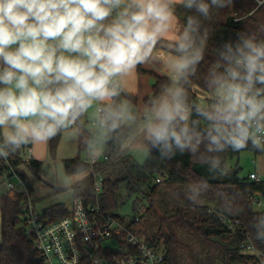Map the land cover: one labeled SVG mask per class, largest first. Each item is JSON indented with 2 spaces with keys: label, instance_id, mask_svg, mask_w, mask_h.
Listing matches in <instances>:
<instances>
[{
  "label": "clouds",
  "instance_id": "1",
  "mask_svg": "<svg viewBox=\"0 0 264 264\" xmlns=\"http://www.w3.org/2000/svg\"><path fill=\"white\" fill-rule=\"evenodd\" d=\"M233 0H0V158L46 143L97 107L98 132L118 133L121 154L157 152L162 160L190 153L211 176L229 172L222 153H264V38L240 32L216 49L207 73V99L192 102L189 88L205 57L203 21ZM177 8L186 12L183 22ZM264 31V29H262ZM170 54L169 77L142 109L126 100L120 78L155 61L157 46ZM89 141V158L102 152ZM92 173L81 166L42 180L74 197ZM208 182L187 185L200 203ZM264 242V215L251 223Z\"/></svg>",
  "mask_w": 264,
  "mask_h": 264
},
{
  "label": "trees",
  "instance_id": "2",
  "mask_svg": "<svg viewBox=\"0 0 264 264\" xmlns=\"http://www.w3.org/2000/svg\"><path fill=\"white\" fill-rule=\"evenodd\" d=\"M203 25L208 29L209 35L204 60L199 65L196 76L192 78L189 88L192 102H201L195 89L198 88L208 94L205 80L209 69L215 64L217 48L227 41L234 42L240 32H257L260 38H264V31H262L264 29V0H233L230 6L214 10L212 17L203 21ZM157 49H163V47L158 45ZM138 70L155 79L151 95L144 100L146 102L149 97L159 91L160 85L166 82L168 76L159 75L141 67ZM121 87L123 90L117 99H128L137 104L138 97L127 92L122 84ZM75 126L80 133L79 154L76 157L63 159L64 169L70 175L78 167L90 166L92 173L74 199H83L85 202L91 199L94 190V173L104 179L105 196L102 205L107 212L115 213L119 196L123 192H126L129 197L135 196L132 218H135L139 213V207L147 206V210L139 222L141 232L152 244L165 250L167 264H180L178 246L181 242L173 231L171 226L173 223L210 245L216 246L221 251L223 264L246 262L249 257L243 252L242 244L248 240L258 249H264V242L254 239V229L250 226L255 217L264 215V211L256 209L257 205L252 199V196H256L264 202V178L256 181L252 180L249 175L241 177L238 164L225 176H211L206 166L190 153H178L171 160H162L157 152H153L152 156H147L145 161L140 163L128 152L121 154L118 133H113L105 140L103 159L91 165L84 162L80 156L82 151L87 150L89 143L85 114L79 118ZM61 135L62 132L49 141V149L53 158L56 157ZM244 150L260 154L249 146V148L239 151L228 149L221 155L228 164L231 156L238 155ZM21 151L22 149L7 158H0V185L8 179L19 177L29 194V196H24L7 191L0 197V264H41L27 226L30 218V204L34 205V201L31 199L34 191L31 175H38L43 162L34 157L30 162H24ZM158 178H161L160 182L157 181ZM201 178L208 182L209 187L201 197L208 200V203L202 206L200 218L190 221L188 219L189 212L186 214L178 212L170 216L160 213L157 203L162 193L176 197L189 206L194 205L185 195L187 185ZM209 202L212 203V206ZM41 214L45 217L58 219L68 216L70 209L65 203H58L45 208ZM152 217L158 218L162 225L169 230L164 246L160 243V238L163 235L161 229L158 233L151 234V230L147 227L148 220ZM223 218L235 222V233L231 232L228 223L223 221Z\"/></svg>",
  "mask_w": 264,
  "mask_h": 264
},
{
  "label": "built area",
  "instance_id": "3",
  "mask_svg": "<svg viewBox=\"0 0 264 264\" xmlns=\"http://www.w3.org/2000/svg\"><path fill=\"white\" fill-rule=\"evenodd\" d=\"M92 125L98 128L96 119ZM88 134L89 141L98 138L97 131H88ZM32 152L31 145L23 147L22 160L30 162ZM83 160L91 165L98 161L91 160L89 155ZM94 176L91 199L88 202L74 199L69 207L70 214L66 217H45L30 204L31 226L28 233L34 241L41 264H167L165 250L152 244L141 232L139 222L147 206L139 207L135 218L107 212L102 205L104 179L95 173ZM249 176L256 181L262 179L256 171ZM17 178L22 187L8 179V191L29 196L23 181ZM157 181L160 182L161 178ZM252 199L256 205L264 203L256 196H252ZM223 221L228 223L232 233L236 232L235 222L226 218ZM242 249L249 258L241 264H264V249H258L249 240L242 244Z\"/></svg>",
  "mask_w": 264,
  "mask_h": 264
},
{
  "label": "rangeland",
  "instance_id": "4",
  "mask_svg": "<svg viewBox=\"0 0 264 264\" xmlns=\"http://www.w3.org/2000/svg\"><path fill=\"white\" fill-rule=\"evenodd\" d=\"M138 68L130 75L122 77L124 81H122L121 78L120 80L126 84L127 92H130L138 97L137 104L131 102L128 99H126V101L131 102L135 108L142 109L145 105V95L151 94L155 79L152 76L147 75V78L149 79V85H147L145 81L146 75L143 76V74L139 72ZM197 90L199 91L198 97L200 101L204 102L207 99L208 94L198 88ZM96 111L97 107L94 105L85 113L88 120L87 128L90 131L93 130L92 122L95 119ZM100 135L99 148L102 152V155L99 157V159L102 160L104 157L103 151L105 149V138L101 134V132ZM32 149L33 154L37 156L36 159L43 161L42 168L39 171L38 175H31V179L34 184V191L32 196L33 198L31 197V199L34 201L35 210L41 213L45 208L58 203H65L67 206L71 207L74 197L61 195L58 189L42 180V173H47L50 170L53 175L59 174L60 177H64L67 174L62 161L64 158L76 157L79 154L78 128L74 124L70 128L63 130L56 150L55 158H53L51 153L49 152L47 142L35 144L32 146ZM129 152L140 163H143L147 157L137 150H129ZM86 155L87 150L82 151L80 154L82 159L86 158ZM236 164H238L240 167L239 175L241 177L248 176L251 172L254 171L258 172L260 177H264V153L256 154L253 151L244 150L238 155H234L229 158V171H232L235 168ZM11 181L19 187H22L18 178H12ZM7 191V182H5L0 185V195H3ZM134 199L135 196L129 197L126 192H123L119 196L118 207L114 210V212L118 215L132 218L134 215ZM205 203H208V200L201 198L200 203L189 206L176 197L162 193L158 199L157 207L162 215L167 216L174 215L178 212H180L181 214H186L189 212L188 219L190 221H194L200 218L202 213V206H204ZM209 204L212 206V203L209 202ZM256 209L264 211V203L257 205ZM30 226L31 224H28L27 228L29 229ZM171 226L174 233L176 234L177 239L181 242V244L178 246V258L180 264H223L221 251L216 246L210 245L203 239L184 231L175 223H173ZM147 227L151 230V234H156L161 229L163 235L160 238V243L162 244V246H164L165 240L169 235V230L162 225L161 221L156 217H152L150 220H148Z\"/></svg>",
  "mask_w": 264,
  "mask_h": 264
},
{
  "label": "crops",
  "instance_id": "5",
  "mask_svg": "<svg viewBox=\"0 0 264 264\" xmlns=\"http://www.w3.org/2000/svg\"><path fill=\"white\" fill-rule=\"evenodd\" d=\"M188 14V12H186L184 9H182V8H177V17H178V19L181 21V22H183L184 21V19H185V17H186V15ZM155 57H156V59H155V61H150V62H148V63H146V64H144V65H141V66H138V67H141L142 69H144V70H151V71H154V72H156L157 74H159V75H163V76H168L169 77V75H170V73H168L167 72V70H166V67H165V62H166V60H167V58H168V56L170 55L169 53H168V51H167V49H165V48H163V49H156V52H155ZM143 74V76L144 75H146L145 76V81H146V84L147 85H149V82H148V78H147V75L148 74H144V73H142ZM148 76H150V75H148ZM122 79V81H124V79L123 78H121ZM121 81V84L123 85V87H124V89L125 90H127L126 89V84L125 83H123ZM149 87V86H148ZM152 88H153V86H152ZM195 91H196V93L197 94H199V91L197 90V89H195ZM147 92V91H146ZM151 93H152V90H151ZM151 95V94H150ZM150 95H145L146 97H148V96H150ZM144 97V96H143ZM145 97V98H146ZM126 100V99H125ZM131 103V102H130ZM132 104V103H131ZM136 106V105H135ZM85 119H86V121H87V123H88V120H87V117H86V114H85ZM93 126V130L92 131H90L88 128V131H90V132H94V131H97L98 132V128H96V126H94V125H92ZM63 132V131H62ZM78 132H79V130H78ZM80 134V133H79ZM100 132H98V138L97 139H100ZM50 141V140H49ZM49 141L47 142V145H48V149H49ZM59 144V143H58ZM33 146V145H32ZM49 152H50V149H49ZM104 153H105V149H104V151H103V155H104ZM128 153L130 154V152L128 151ZM32 155H33V157L34 158H36L37 156H35L34 154H33V152H32ZM132 155V154H131ZM88 156V151H87V155H86V157ZM133 156V155H132ZM134 157V156H133ZM135 158V157H134ZM65 159V158H64ZM136 159V158H135ZM97 160H100L99 158L97 159ZM43 162V161H42ZM63 162V161H62ZM43 165V164H42ZM64 166V165H63ZM42 168V167H41ZM41 170V169H40ZM33 196V193H32V195H31V197ZM0 197H1V195H0ZM33 198V197H32ZM0 223H1V211H0Z\"/></svg>",
  "mask_w": 264,
  "mask_h": 264
},
{
  "label": "water",
  "instance_id": "6",
  "mask_svg": "<svg viewBox=\"0 0 264 264\" xmlns=\"http://www.w3.org/2000/svg\"><path fill=\"white\" fill-rule=\"evenodd\" d=\"M104 155H105V153H104Z\"/></svg>",
  "mask_w": 264,
  "mask_h": 264
}]
</instances>
